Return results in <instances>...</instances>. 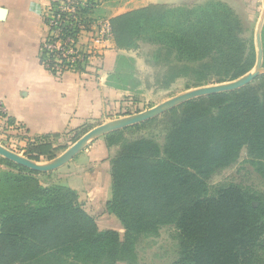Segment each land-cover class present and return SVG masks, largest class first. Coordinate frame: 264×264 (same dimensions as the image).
<instances>
[{
	"label": "trees",
	"instance_id": "trees-1",
	"mask_svg": "<svg viewBox=\"0 0 264 264\" xmlns=\"http://www.w3.org/2000/svg\"><path fill=\"white\" fill-rule=\"evenodd\" d=\"M58 1L67 0H48V4L54 8ZM74 1L77 16L83 17L86 22L92 21L89 17L91 1H86L85 7L83 0ZM219 4L223 3L211 2L194 8L151 5L118 16L115 20L129 16L143 17L146 21L162 20L169 10L175 8L184 10L188 16L186 21L193 23L191 27H183L172 35L170 46L157 50L158 57L169 65L161 88L168 89L177 79L195 73L201 76L202 81L207 80L216 68L238 78L253 66L247 70L241 63H235L238 60L233 57V51L239 42L240 23L215 6ZM43 18L47 24V18ZM115 20L109 21L113 37ZM220 22L222 25H218ZM64 33L65 41L74 42L78 36L77 24L65 27ZM51 41L47 38V43ZM66 45L74 51V55L68 58H63L59 52L48 57L44 44L41 45L40 64L58 80L65 70L52 69L57 58L64 63L68 59L74 60L75 72L85 73L89 65L88 55H83V61L79 60L74 45ZM221 78L223 75H220ZM227 94L209 97L220 100L223 105L215 118L200 119L197 110L187 111L180 126L167 140V160L147 168L149 181L134 185L124 196L129 202L134 197L137 198L135 202L145 203L137 219L127 218L117 209L121 204L123 168L118 161L115 164L112 161L113 196L107 206L125 228L123 241L115 231L99 230L73 190L63 186L51 189L37 185L25 191L23 179L1 173L0 181L6 178L12 187V197L0 201V264L130 263L136 258L134 234H138L139 240L142 235L166 223L176 224L179 231L180 253L173 264H264V200L234 186L221 190L216 196H204L205 183L197 180V175L193 173L195 166V170L205 168L202 174L228 166L243 145L250 154L264 149L260 147L264 144V97L262 101L254 94L228 104L221 100ZM8 123L13 124L14 121L9 119ZM248 132L256 135L244 144L243 133ZM118 134L117 131L106 136L109 146ZM31 142L29 155L36 158L55 156L56 149L49 136ZM36 158L29 159L35 161ZM3 160L0 158V162H6L22 173L35 174ZM26 188L29 189L28 186Z\"/></svg>",
	"mask_w": 264,
	"mask_h": 264
},
{
	"label": "rangeland",
	"instance_id": "rangeland-1",
	"mask_svg": "<svg viewBox=\"0 0 264 264\" xmlns=\"http://www.w3.org/2000/svg\"><path fill=\"white\" fill-rule=\"evenodd\" d=\"M86 1L92 3V5L90 4L92 7L89 15L92 21L103 19L110 21L117 18L114 8L119 0ZM195 6L197 5L190 8ZM215 6L239 21V42L237 48L233 51V57L238 60L235 63H241L243 69L248 70L253 66L248 73L254 71L258 55L256 35L259 21L264 12V0H235V9L225 4ZM45 8L44 17L47 18L49 13ZM187 17L184 10L173 8V10L166 13L165 18L162 20L146 21L143 17L129 16L114 21L115 35L111 41L110 50L115 51L117 56L115 70L110 75L108 84L113 89L123 91L125 95L119 111L113 116L115 119L110 121L145 112L188 91L233 82L244 76L233 78L227 75L226 70L216 68L212 70V75L207 80L202 81L201 76L195 73L177 79L168 89L160 87L169 65H165V62L158 57L157 50L163 46H170L171 36L176 35L183 27L192 26L191 21H186ZM221 20H224V18H221ZM218 25H222V22ZM261 39L264 51V24ZM220 75H223V78L220 79ZM227 93L221 100L228 104H234L245 97H253L254 94H257L258 98L263 101L264 74L248 86ZM209 97L205 96L190 100L151 120L120 130L118 131L119 134L111 140V147L113 148L112 161L114 164L118 161L117 163L123 168L122 182H120L121 204L120 208L118 206L117 209L125 217H130L132 220L137 219L138 212L144 208L145 203L135 202L137 198L132 197L129 202V199H125L124 196L133 189L134 185L149 181L147 168L161 165L167 160V140L170 134L180 126L187 111L197 110L200 112V119H212L218 116L223 106L222 102ZM94 126L95 124L86 123L78 130L55 138L53 140V146L56 149L55 156L52 158L49 156L36 158L35 155L28 154L32 147L29 146L32 143L31 140L25 134L16 133V129H10L0 120V145L26 158L35 157L37 159L35 161L40 164H47L60 157L84 135L98 127ZM254 135L256 134H253V132L243 133V143ZM260 147H264V144H261ZM0 158L4 159L3 161L7 160L1 156ZM0 163L3 166L0 174L9 173L18 179H23L25 191L37 185L51 189L57 186L54 184L56 182L54 172L38 173L33 171L35 174L22 173L8 166L6 162ZM198 166L200 167L199 164ZM195 169L193 173L197 175V180H203L205 183L204 196L213 197L221 190L234 186L242 192L244 191L255 198L264 200V149L250 154L246 145H243L239 149L237 157L228 166L214 169L208 174L201 173L205 169L203 167L198 170ZM49 175H53L50 180L47 178ZM197 180H194V182L197 183ZM0 182V201L11 198L12 187L9 186V182L6 178H1ZM27 186L29 189L26 188ZM124 236L125 231L121 230V241L124 240ZM134 237L136 239L134 245L136 258L132 259L133 261L131 260L130 263L120 262L118 264H173L179 257V231L176 224H160L154 231L142 235L139 240H137L138 234H134Z\"/></svg>",
	"mask_w": 264,
	"mask_h": 264
},
{
	"label": "crops",
	"instance_id": "crops-1",
	"mask_svg": "<svg viewBox=\"0 0 264 264\" xmlns=\"http://www.w3.org/2000/svg\"><path fill=\"white\" fill-rule=\"evenodd\" d=\"M211 2L235 9V0H119L114 11L118 17L151 5L179 7ZM45 5L48 0H0V107L3 115L14 121L16 133L25 134L31 141L49 136L53 143L54 135H66L86 123L96 127L115 119L125 93L108 84L117 56L110 50L111 42L100 51V57L89 60L85 73L67 71L58 80L40 64L41 45L49 35L43 18ZM84 40L82 37L79 44ZM106 136L53 171L54 184L77 194L100 231H115L120 236L125 228L107 206L113 196V148Z\"/></svg>",
	"mask_w": 264,
	"mask_h": 264
},
{
	"label": "water",
	"instance_id": "water-1",
	"mask_svg": "<svg viewBox=\"0 0 264 264\" xmlns=\"http://www.w3.org/2000/svg\"><path fill=\"white\" fill-rule=\"evenodd\" d=\"M264 24V12L261 17L257 29L256 42H257V63L254 71L240 77L239 79L214 86L200 87L191 91H188L184 94H181L177 97H174L150 110L145 112L126 116L121 119L113 120L103 125H100L89 133L84 135L80 140H78L75 144H73L69 149H67L60 157L50 161L47 164H40L36 161H33L29 158L16 154L2 145H0V156L27 169L38 173H49L53 172L64 165L68 164L70 161L74 159L76 155H78L86 146L96 141L97 139L106 136L110 133L117 132L128 128L130 126L143 123L145 121L151 120L164 112L180 105L190 100L201 98L205 96H211L221 93L233 92L237 91L241 88H244L251 84L255 79H257L260 75L264 74V51L262 46L261 33Z\"/></svg>",
	"mask_w": 264,
	"mask_h": 264
},
{
	"label": "built area",
	"instance_id": "built-area-1",
	"mask_svg": "<svg viewBox=\"0 0 264 264\" xmlns=\"http://www.w3.org/2000/svg\"><path fill=\"white\" fill-rule=\"evenodd\" d=\"M89 4H91L89 2ZM83 6H86V1L83 0ZM47 12V27L49 28L48 39L52 40L51 43H47L45 40L44 49L47 51V56L50 54L59 52L63 58H68L74 55V51L71 47L67 48V43L74 45V49L79 53L77 58L83 61V55H88V61L91 58L100 57V51L104 49L109 42L113 39L112 29L108 20H96L85 21L81 16H77L76 2L74 0L58 1V5L54 8L50 4L46 6ZM75 23L78 27L77 39L73 42L69 39L65 41L64 29L68 25ZM85 37L82 44H79V40ZM74 60L68 59L65 63L57 58L53 65V70L61 71H73L76 69ZM44 67V66H43ZM47 67H50L47 65ZM45 68V67H44ZM46 69V68H45ZM0 120L12 129L15 124H9V119L3 115V111L0 107Z\"/></svg>",
	"mask_w": 264,
	"mask_h": 264
}]
</instances>
